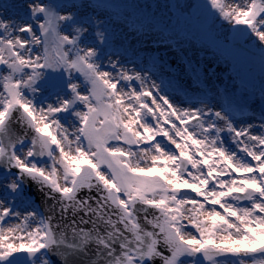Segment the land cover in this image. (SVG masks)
<instances>
[{
    "label": "snow or ice",
    "instance_id": "1",
    "mask_svg": "<svg viewBox=\"0 0 264 264\" xmlns=\"http://www.w3.org/2000/svg\"><path fill=\"white\" fill-rule=\"evenodd\" d=\"M0 264H264V0L0 4Z\"/></svg>",
    "mask_w": 264,
    "mask_h": 264
},
{
    "label": "rangeland",
    "instance_id": "2",
    "mask_svg": "<svg viewBox=\"0 0 264 264\" xmlns=\"http://www.w3.org/2000/svg\"><path fill=\"white\" fill-rule=\"evenodd\" d=\"M141 3H157V4H162L165 2H171V0H139Z\"/></svg>",
    "mask_w": 264,
    "mask_h": 264
},
{
    "label": "bare ground",
    "instance_id": "3",
    "mask_svg": "<svg viewBox=\"0 0 264 264\" xmlns=\"http://www.w3.org/2000/svg\"><path fill=\"white\" fill-rule=\"evenodd\" d=\"M5 2V0H0V4H3ZM145 43H148L147 41H145Z\"/></svg>",
    "mask_w": 264,
    "mask_h": 264
}]
</instances>
